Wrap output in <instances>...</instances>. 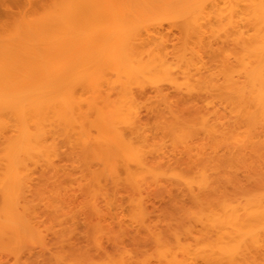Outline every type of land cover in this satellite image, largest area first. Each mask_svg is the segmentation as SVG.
I'll use <instances>...</instances> for the list:
<instances>
[{"label":"bare ground","instance_id":"1","mask_svg":"<svg viewBox=\"0 0 264 264\" xmlns=\"http://www.w3.org/2000/svg\"><path fill=\"white\" fill-rule=\"evenodd\" d=\"M4 1L0 253L43 242L40 203L54 218L68 215L72 182L81 187L93 215L100 212L98 197L108 202L111 194L104 181L128 188L127 197L132 192L142 196V186L161 182L208 206L201 207L197 219L207 238L203 233L205 239L180 242L174 249L163 245L159 264H258L264 253V0ZM9 4L28 9L19 8L20 14ZM142 102L154 115L149 127L140 118ZM240 170L255 176H249L254 178L250 185L261 183L262 190L242 195V201L218 197L224 185L239 182ZM49 184L54 186L51 193ZM120 190L115 193L122 194ZM134 198L129 200L132 220L150 222L143 220V202ZM72 213L68 216L73 220L78 215ZM93 222L88 221L94 233L86 242L89 247L92 240L99 243L103 230ZM53 227L50 232L63 241L67 230L59 233ZM94 250L100 252L96 246ZM92 253L90 260L96 257ZM72 255L76 261V253L68 259Z\"/></svg>","mask_w":264,"mask_h":264},{"label":"rangeland","instance_id":"2","mask_svg":"<svg viewBox=\"0 0 264 264\" xmlns=\"http://www.w3.org/2000/svg\"><path fill=\"white\" fill-rule=\"evenodd\" d=\"M5 1H8V3L9 2H13L12 0H5ZM4 1V2H5ZM22 1H24V0H22ZM5 3H7V2H5ZM7 3V4H8ZM16 4L18 5V3L16 2ZM10 5L11 4H9V7H10ZM12 5H13V3H12ZM11 5V7H13ZM27 4H25V6H26ZM28 6V5H27ZM27 6L26 7H21V8H24V11H26L25 9H28L27 8ZM17 6H15V8H16ZM15 8L13 7L12 9H14V10H12L13 12L15 11H19L21 8L20 7H18V8H16V10H15ZM20 8V9H19ZM2 9V8H1ZM0 9V15L1 14H3L4 13V10H1ZM11 10V9H10ZM21 12V10L19 11V13ZM21 13H24L23 12V10H22V12ZM20 13V14H21ZM16 14H18V12L16 13ZM173 38V37H172ZM174 40H176V39H174ZM173 40V41H174ZM172 40L170 41V42H173ZM175 42V41H174ZM170 49V48H169ZM169 93L170 94H173V92L172 91H169ZM147 105V103H143L142 102V104L140 105V108H141V114H140V118H141V120H143L142 122H143V124H145L147 127H149L151 124H153L154 123V115L151 113V112H149L148 111V105ZM146 112V113H145ZM147 113H148V115H147ZM145 118H146V120H145ZM151 122V123H150ZM167 144H169V142L167 143ZM71 169V168H70ZM34 172L36 173V174H38L39 176H41L42 175V173H43V171L42 172H40V171H38V170H34ZM34 173V175L36 176V174ZM37 175V176H38ZM238 176H237V178H239L238 180H239V182H237V183H234L233 184V186L231 185V184H226V186L224 185L223 187L225 188H223L222 187V189L220 190L221 192H219L217 195H218V197H220V198H224V199H228L229 201L231 200H233V201H242L243 200V198L241 199V197H242V195L245 197L246 196V194H253V193H257L258 191H260V190H262V188H263V186L261 185V183H260V186L258 185H254L253 186V184L255 183H253L252 184V186L250 185L253 181H254V178L252 179H250V177L249 176H251V177H255V176H253V175H250V173L249 172H247V171H243V170H240V171H238V174H237ZM35 177V178H39V177ZM76 176H79V174L77 173L76 174ZM52 181V180H51ZM68 181V180H67ZM34 182H36V181H34ZM53 182V181H52ZM251 182V183H250ZM68 183V182H67ZM66 183V184H67ZM104 183H105V185H104V187H106L107 188V193L109 192V193H111L110 194V196H109V194H108V202H107V200L106 199H104L102 196H99L98 197V199H97V208H98V210L100 211L99 212V214H94L93 215V213L91 212V210H89V207H87V204H86V200L84 201L83 200V198H85V195H83L82 196V193H83V191H81L80 189H81V187L79 188L78 186H77V182L75 181V182H72V184H71V189L70 188H68L69 186H66L68 189H70L69 191H68V198H69V208L71 209V211L72 212H74V210H75V212L74 213H72L71 211H69L70 213H72V214H74V216L75 215H78V216H76L75 218H73V220H72V217L71 216H68V215H64V216H62V217H59V218H54V215H52L50 212H48V210L49 209H46L45 208V205H44V202L42 201L41 203H40V214L43 216V218H42V216L40 217V219H39V224H40V221H42V224H40V225H43V226H40L39 227V229H40V231H41V233H43V234H45V235H43L42 234V241L43 242H41L40 244H28V245H25L24 247L22 246V248H19V249H5V248H2L1 249V253H0V264H50V260L52 259V258H54L56 261H55V264H63V261L65 262L64 264H74V262H75V264H110L111 262L113 263V264H125V262H126V264H128L129 263V261H130V264H139V262H140V264H151V263H153V264H159L161 261H160V258H159V252H161L160 250H162L163 249V245H166V246H170L171 248L173 247V249L174 248H176L177 246L176 245H178L180 242L181 243H183V244H193V243H195V240L194 239H196V238H198L197 240H202V238L203 239H205V238H207V236H206V234L204 233V231L202 230V228H201V226L200 225H198L199 224V222L197 221V219H198V215L200 214V212H202L203 211V209L201 208V207H207L208 206V202H203V204L201 203V202H198V201H196L195 199H193L191 196H189L188 194H186V192L183 190V189H180V188H178V187H176V186H172V185H169V184H167V183H158V184H152V186L154 185V187L156 188H151L152 186H150V185H144V186H142V189L141 190H143V191H145V193L146 194H144V192H141V195L142 196H140V193H139V195L137 196V195H135L133 192L130 194L129 193V195L131 196V197H129L130 199H127L128 197L126 196V195H128V188H126L125 186H119V188H117V187H113L114 185L111 183V182H109V181H104ZM249 183V184H248ZM69 184V183H68ZM161 184V185H160ZM237 184H239V186H240V188H242V187H244V190L243 189H239V186L237 185ZM257 184H258V182H257ZM70 185V184H69ZM113 185V186H112ZM50 186H52V184L50 185H48V187L49 188H47V190L49 189V191H50V193L51 192H53L54 191V186L53 187H50ZM147 186V187H146ZM242 186V187H241ZM256 186V187H255ZM79 189H78V188ZM151 189H154V190H151ZM167 187V188H166ZM259 187V188H258ZM112 188V189H111ZM169 188V189H168ZM246 188V189H245ZM75 189H77V190H75ZM116 189V190H115ZM118 189H121L120 191H121V193H122V190H123V193H124V195H123V193L122 194H116L117 192V190ZM149 189V191H147ZM166 189V190H165ZM228 189V190H227ZM112 190V191H111ZM124 190H125V192L127 193H125L124 192ZM140 190V191H141ZM172 190V191H171ZM226 190V191H225ZM242 190V191H241ZM247 190V191H246ZM72 191H77V192H75V193H72ZM79 191H80V194H79ZM152 191H153V193H152ZM174 191V192H173ZM240 191V192H239ZM246 191V192H245ZM112 192H116L115 193V197H114V194L112 193ZM151 192V193H150ZM177 192H178V194H180V196H182V197H180L179 198V195L177 194ZM229 192V193H228ZM49 192H48V194L47 195H49L50 194ZM76 193H77V195H76ZM150 193V194H149ZM227 193V195H225ZM79 194V195H78ZM175 194H176V196H175ZM222 194H224V195H222ZM228 194L229 195H231V196H229V198H228ZM75 195V196H74ZM112 195V196H111ZM118 195V196H117ZM120 195H121V197H120ZM124 197H123V196ZM149 196V197H147V196ZM186 195H188L187 196V198L185 197ZM239 195V196H238ZM50 196H51V194H50ZM50 196H49V198H50ZM77 196V197H76ZM140 196V197H139ZM169 196H171V197H169ZM117 197H119L118 199H119V201L121 202V204L118 202V200H117ZM135 197V198H134ZM190 197H191V199H190ZM51 198H52V196H51ZM113 198H114V200H113ZM116 198V199H115ZM132 198V199H131ZM133 198L134 199H138V201L139 200H141L142 202H143V204H142V206H143V209H144V213H145V216H144V218H143V220L145 221V219L146 220H148L149 221V219L151 220L150 222H143V223H137V222H135V221H133L132 220V218H131V216H130V213L131 212H129V211H131L132 210V208H133ZM183 198V199H182ZM53 199V198H52ZM80 201H79V200ZM123 199V200H122ZM178 199H180V200H178ZM185 199V200H184ZM239 199V200H238ZM82 200H83V202L84 203H82ZM106 200V201H105ZM122 200V201H121ZM129 200H131V201H129ZM171 200H173V201H171ZM176 200H178V201H176ZM182 200V202H180ZM191 200V201H190ZM71 201V202H70ZM79 201V202H78ZM77 202V203H76ZM81 202V203H80ZM100 202V203H99ZM110 202H111V205H110ZM117 202V203H116ZM131 202V203H130ZM141 202V203H142ZM146 202H147V204H146ZM72 203V204H71ZM76 203V204H75ZM102 203V204H101ZM104 203V204H103ZM130 203V205H128ZM178 203H183L182 205H180V207H179V205H178ZM199 203V204H198ZM81 204V205H80ZM98 204H100V205H98ZM151 204H152V206H151ZM189 204H191L192 206H190ZM105 205V206H104ZM117 205H119V207H117ZM184 205V206H183ZM71 206V207H70ZM75 206H77V207H75ZM124 206V208L125 209H123L122 207ZM146 206H147V208H146ZM149 206V207H148ZM151 206V207H150ZM184 208H183V207ZM187 206H189V207H187ZM183 209H182V208ZM187 209H186V208ZM191 207H192V209H191ZM195 207V208H194ZM203 207V208H204ZM80 208V209H79ZM101 208H104V209H102V212H101ZM109 208V209H108ZM120 208V209H119ZM129 208H130V210H129ZM180 208V209H179ZM191 209V211L190 210H188V209ZM74 209V210H73ZM78 211H77V210ZM87 209L90 211H87ZM107 209V210H106ZM153 209V210H152ZM194 209H196V210H194ZM47 210V211H46ZM123 210V211H122ZM126 210V212H127V214H126V212L124 213V211ZM181 210V211H180ZM182 210H185V212L184 211H182ZM193 210V211H192ZM85 211H87V212H85ZM104 211L106 212V211H108L107 213L108 214H106V213H104ZM113 211V212H112ZM120 211H122V212H120ZM199 211V212H198ZM76 212H77V214H76ZM78 212H80L79 214H78ZM85 212V213H84ZM100 213H104V216H102V215H100ZM121 213H122V216H119V215H121ZM124 213V214H123ZM193 213V214H192ZM45 214V215H44ZM109 214H111V216L109 215ZM115 214V215H114ZM119 214V215H118ZM47 215V216H46ZM86 215H87V217H90L91 218V221L93 222V223H100V226L103 228V233H102V231L99 233V239H98V241H99V243H95V241L94 240H92V243L90 244V247L88 246V244L86 243L87 241L89 242V240L88 239H93L92 238V236L94 235V233H93V228H90V227H92V226H88L89 225V223H88V221L90 220V218L87 220L86 219ZM89 215V216H88ZM96 215V216H95ZM112 215H114V216H112ZM120 217V219H119V217ZM126 216V215H128V218H126V217H124V216ZM167 215V216H166ZM176 215V216H175ZM51 216H52V218H51ZM65 216H67L68 218H66ZM99 216V218H97ZM102 216V217H101ZM167 218H166V217ZM171 216V217H170ZM173 216H175V217H173ZM185 216H187V218L185 217ZM48 217V219H46V218ZM65 217V218H64ZM77 217H79V218H81V219H83V220H79ZM100 217H101V219H100ZM105 217V218H104ZM113 217V218H112ZM51 218V219H50ZM122 218V219H121ZM58 219V220H57ZM93 219V220H92ZM98 219V220H97ZM99 219H100V221L103 223V222H105L106 221V223H103V224H107V225H103L101 222H99ZM111 219V220H110ZM124 219V220H123ZM191 219V221H189ZM69 220H72V221H70L69 222ZM86 220H87V223H86ZM105 220V221H104ZM114 220V221H113ZM121 220V221H120ZM47 221V222H46ZM112 221V222H111ZM116 221V222H115ZM117 221H119V222H117ZM124 221V222H123ZM132 222V223H129V222ZM193 221H194V225H192L193 224ZM45 222H46V225H45ZM78 222H82V224H79ZM109 222H111L112 223V225H111V223H109ZM124 224H123V223ZM156 222V223H155ZM53 223H54V225H53ZM57 223V224H56ZM86 223V224H85ZM116 223L118 224V226H120L119 228L121 229L122 228V230L124 231V233H122V232H120V231H122V230H119L118 229V226L116 225ZM130 225H128V224ZM133 223H134V225H133ZM146 223H148V225H146ZM149 223H151V225L152 226H150L149 225ZM182 223V224H181ZM64 224H66V225H64ZM70 224V225H69ZM73 224V225H72ZM92 224V223H91ZM90 224V225H91ZM110 226H109V225ZM120 224V225H119ZM127 224V225H126ZM62 225L64 226V228L62 227ZM123 225H125V226H123ZM185 225V226H184ZM186 225H187V227H186ZM192 225V226H191ZM197 225H198V227H197ZM45 226H47V227H45ZM52 226H54L53 227V230L55 229V227H57L56 229H55V232H57V229H58V232L61 230V229H65V230H67L66 232H64V240L63 241H58V238H57V236H55V235H59V234H57V233H55L54 234V232L53 233H51L52 232ZM67 228H66V227ZM106 226V227H105ZM124 228H123V227ZM135 226V227H134ZM158 227V228H156V227ZM177 226V228H175ZM182 226V227H181ZM196 227V228H194L193 229V227ZM69 227V228H68ZM83 227V228H82ZM117 227V230H118V232H117V230L115 229V228ZM130 229H129V228ZM132 227V228H131ZM134 227V228H133ZM151 227V228H150ZM181 227V228H180ZM45 228H49V229H45ZM75 228H79V229H77V230H81V232H79V231H77L76 232V229ZM113 228V229H112ZM190 228V229H189ZM85 229H87L88 231H89V233L91 234H89V233H87L88 231L86 230L85 231ZM108 229V230H107ZM111 229V230H110ZM143 230L144 231V233L146 232L147 233V236L148 235H151L150 237H147L146 236V233H145V236H144V234H143V231H140V230ZM152 230V232H150L151 230ZM156 230L155 232H157V234L156 233H153L154 232V230ZM159 229V230H158ZM48 230V231H47ZM72 230V231H71ZM83 230L86 232V233H82L83 232ZM110 230V231H109ZM115 232H114V231ZM129 232H128V231ZM178 230H179V233H178ZM47 233H46V232ZM51 231V232H50ZM196 231V232H195ZM45 232V233H44ZM74 232V233H73ZM79 232V233H78ZM110 232H112V233H110ZM131 232H134V233H132V235L133 234H135V235H131ZM181 232V233H180ZM184 232L187 234V236L189 237H191L192 239H193V241L194 242H191V238L189 237V239L187 238V236L185 237V235H184ZM198 232V233H197ZM200 232V233H199ZM60 233V232H59ZM72 233V234H71ZM114 233V234H113ZM115 233H117V234H119V236H120V234L122 233L123 235H121L120 237H122L121 239H120V237L118 238L117 237V235H116V237L114 236L115 235ZM149 233H151V234H149ZM154 235H153V234ZM159 233V234H158ZM178 235H176V234ZM194 233V234H193ZM203 233H204V235L206 236L205 238H204V236H202L203 235ZM51 236H50V235ZM70 234L72 235V237H69L70 236ZM125 234V235H124ZM182 235V238H181V235ZM50 237H49V236ZM53 235V236H52ZM107 235V236H106ZM152 235H153V237H152ZM157 235V236H156ZM167 235V236H166ZM177 237H176V236ZM180 235V236H179ZM196 235V236H195ZM48 236V237H47ZM66 236H68L67 238H66ZM136 236V237H135ZM143 236V237H142ZM46 237V238H45ZM51 237L52 238H54V242H55V240H56V248H55V244H54V242H53V244L51 243L53 240H51V242H49V243H47V241H49L50 239H51ZM76 237V238H75ZM105 237V238H104ZM135 237V238H134ZM144 237H146V238H144ZM151 237H152V240H151ZM159 238V239H157V238ZM167 237H169L168 239H166ZM184 237L186 238V239H184ZM74 238V239H73ZM145 240H144V239ZM163 238H165V239H163ZM172 239L171 241L169 240V239ZM179 238V239H178ZM49 239V240H48ZM74 241L73 242V244H71L70 242H72V240ZM107 240V241H105V240ZM124 239H126V240H124ZM157 239V240H156ZM163 239V240H162ZM187 239L189 240V241H187ZM86 240V241H85ZM147 240L149 241L148 243H147ZM158 240H160V241H158ZM185 242H184V241ZM209 240V239H208ZM46 241V242H45ZM68 241V242H67ZM111 241V244L109 243ZM158 241V242H157ZM45 242V243H44ZM57 242H58V244H57ZM91 242V241H90ZM113 242H114V245H113ZM116 242H117V246L115 247V244H116ZM160 242V243H159ZM162 242H164V244L162 243ZM190 242V243H189ZM44 243V244H43ZM71 244V246H70V244ZM75 243H76V245H75ZM93 243H94V245H93ZM126 243V244H125ZM156 243H157V245H156ZM60 244V245H59ZM158 244L160 245V246H158ZM43 245V246H42ZM48 245H50V247L48 246ZM54 247H53V246ZM67 245H69L70 247H68ZM93 247H92V246ZM60 246H61V248H60ZM72 246H75L74 248H72ZM94 246H96V248L97 249H99L98 251H100L99 253H97V251H95L94 250ZM126 246V247H125ZM168 246V247H169ZM47 247V248H46ZM52 247V249H50ZM105 247V248H104ZM124 247V248H123ZM77 249V250H73V249ZM160 248V249H159ZM61 249H62V251H61ZM90 249H92V250H90ZM126 249V250H125ZM17 250V251H16ZM18 250H19V252H18ZM27 250V251H26ZM57 250H59V252L61 251V254H59V253H56V254H58L57 256L58 257H56V255L54 256V252H57ZM69 250V251H68ZM122 250V251H121ZM152 250H153V252H152ZM22 251H23V253H22ZM65 254H64V253ZM91 252H93L92 253V256H94V254L96 255V261L95 260H93V259H95V258H93L92 257V260H90L91 259V255H90V253ZM118 252H120V255H119V253ZM122 252V253H121ZM17 253H19V255L17 254ZM70 253V255H71V253L73 254H75L76 253V255H78V258H77V256H76V258H75V260L76 261H74V256L75 255H72L71 256V258H72V260H70V259H68V257L70 256V255H68ZM100 253H104V254H106V256L104 255L103 257L101 256V254ZM17 254V255H16ZM99 254H100V256H101V261L99 262ZM111 254V255H110ZM129 254V256H127L126 257V255H128ZM51 255H52V257H51ZM79 255H80V258H79ZM150 255V256H149ZM152 255V256H151ZM156 255H158V256H156ZM67 257V261L65 260L66 259V257ZM107 256H108V259H107ZM114 256H116V257H114ZM120 256V257H119ZM122 256H123V258H122ZM133 256V257H132ZM178 256H182V254L181 253H178ZM105 257H106V260H104L105 259ZM112 257V258H111ZM51 258V259H50ZM63 258H64V260H63ZM88 258H89V260H88ZM104 258V259H103ZM149 259V260H148ZM57 260H58V262H57ZM60 260H62V262L60 261ZM69 260H70V262L71 263H69ZM115 260H118L119 261V263H117L118 261H115ZM128 260V261H127ZM147 260V261H146ZM258 260V259H257ZM79 261V262H78ZM124 263H123V262ZM201 262H199L198 260H195L194 262H195V264L196 263H202V264H204V262H202V260H200ZM53 261L51 260V264H53L52 263ZM61 262V263H60ZM76 262H78V263H76ZM261 262H262V264H264V253H260V257H259V262H258V264L260 263L261 264ZM111 263V264H112Z\"/></svg>","mask_w":264,"mask_h":264}]
</instances>
